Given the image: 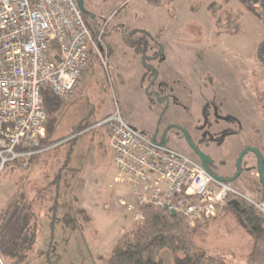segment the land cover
<instances>
[{
    "label": "rangeland",
    "instance_id": "rangeland-1",
    "mask_svg": "<svg viewBox=\"0 0 264 264\" xmlns=\"http://www.w3.org/2000/svg\"><path fill=\"white\" fill-rule=\"evenodd\" d=\"M78 2L90 27L104 29L106 65L93 54L63 101L53 144L35 154L27 169L11 162L0 176V221L21 200L36 234L33 251L48 252L30 264H106L115 244L138 226L135 210H128L136 198L127 186L115 184L120 171L104 122L117 112L158 141L175 125L194 139L206 138L204 150L215 161V175L228 180L237 174L242 151L260 149L264 156L259 5L254 12L240 0ZM143 35L145 56L125 41ZM173 141L169 148L194 158L184 141ZM257 172L258 158L248 153L230 185L242 197L258 200ZM195 243L233 264H247L252 237L236 211L220 209L197 226ZM161 262L174 264V256L163 251ZM0 264L10 262L0 256Z\"/></svg>",
    "mask_w": 264,
    "mask_h": 264
},
{
    "label": "built area",
    "instance_id": "built-area-1",
    "mask_svg": "<svg viewBox=\"0 0 264 264\" xmlns=\"http://www.w3.org/2000/svg\"><path fill=\"white\" fill-rule=\"evenodd\" d=\"M104 29L94 36L78 0H0V176L9 163L22 169L46 138L43 91L66 101L93 54L106 65ZM110 134L115 184L136 198L137 225L144 208L183 217L195 228L214 219L231 195L264 215L263 197H242L217 181L202 163L127 124L117 112L104 122ZM113 187V186H111Z\"/></svg>",
    "mask_w": 264,
    "mask_h": 264
},
{
    "label": "trees",
    "instance_id": "trees-1",
    "mask_svg": "<svg viewBox=\"0 0 264 264\" xmlns=\"http://www.w3.org/2000/svg\"><path fill=\"white\" fill-rule=\"evenodd\" d=\"M249 10L260 13L264 23V0H240ZM260 15V16H261ZM89 25V24H88ZM90 27V25H89ZM92 34L97 35L98 29L90 27ZM148 37L152 34L143 31ZM143 35L136 41L126 39V43L144 56L148 44ZM156 46L161 45L157 42ZM159 55V52L155 54ZM260 62L264 65V44L259 50ZM157 74L158 70L154 69ZM44 108L47 112L46 138L41 142L39 150L53 144L52 136L58 124V114L64 104L50 91H43ZM233 121V119H229ZM83 129H76L78 134ZM261 154L263 152L258 149ZM264 158V156H263ZM16 166L22 168L23 160H16ZM258 173V172H257ZM261 196L263 185L260 181ZM235 202L239 203L236 207ZM221 209H231L238 213L245 228L252 237L251 250L246 258L247 264H264V215L257 211L245 200L231 195ZM144 221L133 230L125 233L115 244L106 264H162L161 254L169 251L174 256V264H233L232 260L220 258L206 251L199 250L195 243L196 228L179 216L155 208H144ZM36 234L33 230L24 205L21 200L14 201L5 211L0 221V256L10 264H30L35 256L48 252H34ZM183 254L184 256H180ZM57 261V260H56ZM50 261L51 264L57 262Z\"/></svg>",
    "mask_w": 264,
    "mask_h": 264
},
{
    "label": "flooded vegetation",
    "instance_id": "flooded-vegetation-1",
    "mask_svg": "<svg viewBox=\"0 0 264 264\" xmlns=\"http://www.w3.org/2000/svg\"><path fill=\"white\" fill-rule=\"evenodd\" d=\"M157 94L159 96V91H157ZM163 100H164L163 98H160V102H163ZM170 129H175L174 130L175 133L174 132L172 133V137L171 138L169 137V135L172 132V131H170ZM170 129L165 132V134L163 135V138H162V140L160 142H163V143L167 144V142L173 141V139H174L173 143L177 142L178 140L184 141L187 144L190 153L192 154V156L195 159L199 160V157L197 156V151H199V152L207 155L213 161L211 164H208V169H209V171L211 172L212 175H215V173H214V169L216 167L215 161L204 150V149H206L208 147L209 141L206 138H203V139L196 138V139H194L192 137V135H188V134H187L188 135V139H187V137L185 135L186 132L184 131V128L178 127L176 125L172 126ZM153 138L155 139V137H153Z\"/></svg>",
    "mask_w": 264,
    "mask_h": 264
},
{
    "label": "water",
    "instance_id": "water-1",
    "mask_svg": "<svg viewBox=\"0 0 264 264\" xmlns=\"http://www.w3.org/2000/svg\"><path fill=\"white\" fill-rule=\"evenodd\" d=\"M79 5H80V7L82 9L81 3ZM185 135H186V137L188 139L187 133H185ZM164 144H166V143H164ZM248 153H253L258 158V175H259L260 181H261V183L263 185V195L262 196H263V199H264V158H263V155L261 154V152L258 149H255V148H247L244 151H242V153L239 155V158L237 160V174L235 175L234 178L228 180V179H225V178L216 176V175H213V177L217 181L224 182V183H231V182L235 181L236 179H238L239 176L242 173V162H243V159H244V157ZM197 156L199 157V160L202 163V165L211 174V172L208 169V164H211L213 161L207 155H205V154H203V153H201L199 151H197ZM234 204L236 205V207L239 206V203L238 202H235ZM171 214L173 216H176V214L174 212H172Z\"/></svg>",
    "mask_w": 264,
    "mask_h": 264
},
{
    "label": "crops",
    "instance_id": "crops-1",
    "mask_svg": "<svg viewBox=\"0 0 264 264\" xmlns=\"http://www.w3.org/2000/svg\"><path fill=\"white\" fill-rule=\"evenodd\" d=\"M94 28H95V29H98L99 27L96 26V27H94ZM262 197H263V196H261V198H262Z\"/></svg>",
    "mask_w": 264,
    "mask_h": 264
}]
</instances>
